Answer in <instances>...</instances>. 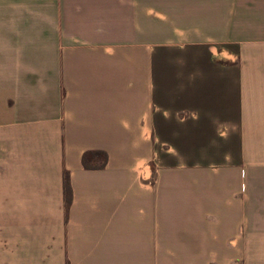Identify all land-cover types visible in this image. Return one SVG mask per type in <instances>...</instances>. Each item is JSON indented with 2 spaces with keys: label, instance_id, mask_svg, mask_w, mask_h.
Instances as JSON below:
<instances>
[{
  "label": "crops",
  "instance_id": "1",
  "mask_svg": "<svg viewBox=\"0 0 264 264\" xmlns=\"http://www.w3.org/2000/svg\"><path fill=\"white\" fill-rule=\"evenodd\" d=\"M0 264H264V0H0Z\"/></svg>",
  "mask_w": 264,
  "mask_h": 264
},
{
  "label": "trees",
  "instance_id": "2",
  "mask_svg": "<svg viewBox=\"0 0 264 264\" xmlns=\"http://www.w3.org/2000/svg\"><path fill=\"white\" fill-rule=\"evenodd\" d=\"M103 157H104V160H105V154L103 153ZM83 162H84V165L87 166V163L85 162V157L83 158ZM65 187H66V190H67V184H65Z\"/></svg>",
  "mask_w": 264,
  "mask_h": 264
}]
</instances>
